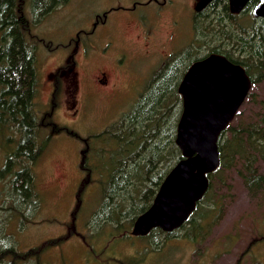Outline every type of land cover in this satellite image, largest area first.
Returning a JSON list of instances; mask_svg holds the SVG:
<instances>
[{"label": "rangeland", "instance_id": "374dc122", "mask_svg": "<svg viewBox=\"0 0 264 264\" xmlns=\"http://www.w3.org/2000/svg\"><path fill=\"white\" fill-rule=\"evenodd\" d=\"M134 1L69 0L50 9L49 5L40 8L38 0H23L31 27L28 37L34 40L38 62L37 140L43 151L32 163L15 156L16 144L1 147L0 143V252L11 247L18 251L40 247L41 264H236L239 257H243L242 264H264V216L258 224L254 222L261 215L254 211L256 197L232 169L224 173L230 185L218 183L213 190L225 202L226 214L200 245L176 237L167 244L166 254L144 255L149 245L146 238L110 236L106 230L93 229L116 172L120 145L91 133L103 131L140 99L142 103L157 88L158 78L162 80L164 62L172 52L187 50L183 59H189L196 52L206 53L224 37L218 22L213 30L201 24L196 32V0H178L181 8L166 9L158 16L153 13L154 5L138 6L134 13L143 17L145 24L149 21L146 27L135 14L114 15L113 24L101 30L102 35L99 29L89 39L86 32L98 13L111 5L132 7ZM178 9L184 16L180 17ZM151 14L155 15L152 19ZM175 18H180L174 23L178 29L170 37ZM243 18L237 17L235 23L226 21L235 26ZM145 28L152 31L147 34ZM79 32L81 43L77 46ZM40 37L46 45L40 43ZM64 66L67 72L59 74L61 81L53 97L54 74ZM102 72L107 75L106 86L98 83L99 77L104 79ZM252 90L257 101L244 102L246 116L261 108L264 81ZM55 127L59 131H54ZM85 140L109 146L105 153L90 158L93 168L87 185L82 182L85 175L81 168ZM30 165L35 185L20 187V200L16 201L11 194L14 173ZM259 169L264 174V162H259ZM24 180L30 182L25 176ZM81 184L86 188L79 196ZM27 190L34 191L32 199L26 197ZM236 232H241V237L230 246L224 237ZM256 239L254 252L247 254V246Z\"/></svg>", "mask_w": 264, "mask_h": 264}, {"label": "trees", "instance_id": "16d2710c", "mask_svg": "<svg viewBox=\"0 0 264 264\" xmlns=\"http://www.w3.org/2000/svg\"><path fill=\"white\" fill-rule=\"evenodd\" d=\"M38 1L40 8H43L52 4H64L69 0H46L44 6H41V2L45 0ZM255 2L256 0L252 5ZM226 10L228 11L227 7ZM235 19L231 15L230 21L235 23ZM243 20L236 24L237 31L233 26L225 29L218 22L223 29L222 40L226 43L224 46L210 48V51L224 54L229 60L243 65L252 86H256L264 81V23L251 12ZM208 24L209 31L216 27L212 21H208ZM29 32L31 33V27L24 14L23 0H0V143L1 147H6L10 142L16 144L15 156L34 163L43 150L37 140L39 117L35 99L39 82L38 62L34 40L29 39ZM207 55H196V60ZM194 59H189L185 69ZM174 78H158L157 88L142 103H139L140 99L137 105L103 131L91 133L92 137L111 140L120 145V155L114 166L115 175L105 195V204L93 225L96 232L106 230L110 236L119 237L131 235L137 217L150 207L166 175L183 158L176 143L178 122L183 111V98L178 91L182 78ZM247 99L257 101L252 88ZM260 104L261 108L253 112L252 116H246L241 107L235 119L220 135V166L208 175L209 189L189 219L174 231L166 232L155 228L146 236H138L149 240L144 255L149 252L165 253L167 244L176 237H183L196 245L204 243L226 214L225 202L213 190L218 183L230 185L224 173L231 169L238 172L256 197L254 211L261 215L254 222L258 224L261 221L264 216V174L259 169V162H264V101ZM54 131H59V128L55 127ZM108 147L103 142H85L81 163L85 175L83 184L87 185L91 178L93 166L90 158L96 156L95 153H105V148ZM14 175L11 194L19 201L20 187L33 188L35 185L33 168L31 165L26 166ZM24 176L30 178V182L24 180ZM83 187L84 185L80 186L79 196L86 188ZM26 193V197L32 199L34 191L30 193L27 190ZM241 232L225 235L224 238L232 246L241 237ZM258 241L256 239L249 243L247 254L254 252ZM42 251L40 247L29 251L7 248L0 252V264H41ZM238 259L236 264H242L240 261L243 257Z\"/></svg>", "mask_w": 264, "mask_h": 264}, {"label": "water", "instance_id": "95a60500", "mask_svg": "<svg viewBox=\"0 0 264 264\" xmlns=\"http://www.w3.org/2000/svg\"><path fill=\"white\" fill-rule=\"evenodd\" d=\"M211 1L198 0L197 8ZM229 1L231 11L240 13L249 0ZM254 16L264 19V0H259ZM251 88L244 66L220 54L212 53L188 68L178 87L183 111L176 143L183 158L166 175L150 207L137 217L131 235L146 236L155 228L171 232L189 219L209 189L208 175L220 166V135Z\"/></svg>", "mask_w": 264, "mask_h": 264}, {"label": "flooded vegetation", "instance_id": "af4514ba", "mask_svg": "<svg viewBox=\"0 0 264 264\" xmlns=\"http://www.w3.org/2000/svg\"><path fill=\"white\" fill-rule=\"evenodd\" d=\"M196 6H195V14H194V19H193V23L195 24L196 27V32H198L197 28L200 27V25L202 24L205 28L209 27L208 21H212L213 25L216 24V22H220L221 25H223L225 27V29H228L229 27H232L233 25H228L229 23L226 20H230L231 15H233L235 18H239V17H244L246 14H248V12H251L252 15L254 16V9L256 7V5L259 3V0H256L255 4L252 5V3H254V0H249L248 3L246 4V6L244 7V9L240 12V13H233L231 11V7H230V1L229 0H212L210 3H208L207 5H205L202 8H197L198 5V0H196ZM228 4L227 6L225 4ZM154 5L155 8H153V13L155 12L158 15H160L163 11H165L166 9H170L171 11H174L175 9H177L178 7H182V4L179 3L178 0H135L133 2L132 7H125L123 6H115V5H111L109 8H107L106 10H104L101 14H97L95 16V18L92 21L91 24V30L86 32V35L89 37H91L92 34H96V32L100 29V35H102V31L103 29H108L109 26H111L113 24V20H114V15L118 16L121 12H129L131 14H135L134 12L137 11V7L138 6H143V5ZM58 5V4H56ZM54 4L49 5V8L51 9L53 6H56ZM226 7L228 8V11L226 10ZM43 10V9H41ZM116 10H121L115 13H112L111 15H109V12L111 11H116ZM44 11V10H43ZM180 13V17L184 16L183 15V10H177ZM176 11V12H177ZM136 15V14H135ZM136 17L143 23V25L146 27L147 25H149V21L147 22V24H145V19L143 17H139L136 15ZM151 19L152 17H155L154 14L150 15ZM255 17V16H254ZM257 19H262L263 23H264V19L262 17H255ZM176 19L178 21H180V18H175L172 23V29L170 30V37H174L176 30L178 29V27L174 26V23L176 22ZM147 20V19H146ZM181 26V25H180ZM235 28V30H238V25L233 26ZM146 29V28H145ZM102 30V31H101ZM152 31V30H151ZM151 31H148L146 29V33H150ZM223 31V30H221ZM179 33V32H178ZM100 35H97L98 37ZM89 37V39H90ZM170 37H169V42H170ZM80 39H81V34L80 32L77 35V40H76V45L79 46L80 45ZM91 41V40H90ZM40 43H43L44 45H46V41L40 37ZM51 43V42H50ZM112 42L110 41L109 43H107V45L105 46V48L102 50L103 52H105L106 50H108L110 44ZM226 42H224L223 40H221L218 44H216V46L221 45L224 46ZM92 46V45H91ZM53 47H51L50 49H52ZM194 49L197 50V48L195 47ZM185 52H187V50H182L179 52H172L168 57L167 60L164 62L165 65V73L162 75V80L165 78H168L170 76H174L175 80H178L180 78L183 79L185 73L187 72L188 68L197 60L203 59V58H199L196 60V58L193 60L192 64L190 66H188L186 69V64L189 61L190 58H194L196 55H200L196 54L191 56L189 59H183L185 58ZM197 53V52H196ZM212 53H216V54H220L223 56H226L224 54L221 53H217V52H211L210 49L209 51H207L206 53L203 54H212ZM207 55V56H208ZM205 56V57H207ZM204 57V58H205ZM227 57V56H226ZM180 58V59H179ZM120 61H124V56L119 58ZM122 63V62H121ZM61 72H63V75L66 74L67 72V67H61L58 70L57 74L55 77V84H54V92H53V97L56 96V91L58 89V85L59 82L61 81L58 77L59 74L61 75ZM102 76L104 77V79H102V77L98 78V83L102 84L103 86L107 85V75L105 72H102ZM182 79L180 80V82L182 81ZM179 82V84H180ZM39 84V82H38ZM179 87V86H178ZM179 91V90H178ZM42 120V123L44 125H46V123L43 121V117L40 118Z\"/></svg>", "mask_w": 264, "mask_h": 264}]
</instances>
